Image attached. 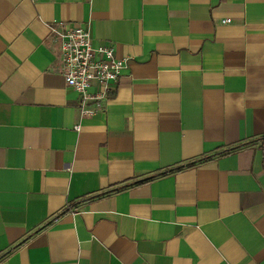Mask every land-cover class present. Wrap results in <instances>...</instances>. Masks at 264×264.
Returning <instances> with one entry per match:
<instances>
[{
  "label": "crops",
  "instance_id": "0c3cea01",
  "mask_svg": "<svg viewBox=\"0 0 264 264\" xmlns=\"http://www.w3.org/2000/svg\"><path fill=\"white\" fill-rule=\"evenodd\" d=\"M75 24L126 62L85 114ZM0 264H264V0H0Z\"/></svg>",
  "mask_w": 264,
  "mask_h": 264
},
{
  "label": "built area",
  "instance_id": "2783aa9c",
  "mask_svg": "<svg viewBox=\"0 0 264 264\" xmlns=\"http://www.w3.org/2000/svg\"><path fill=\"white\" fill-rule=\"evenodd\" d=\"M50 30L59 43L65 84L79 95L82 114L88 113L83 106L88 101L99 105L108 96L126 68V62L115 55L113 46L93 45L85 25L75 24L68 28L51 25ZM93 82L95 89L90 92Z\"/></svg>",
  "mask_w": 264,
  "mask_h": 264
},
{
  "label": "trees",
  "instance_id": "16d2710c",
  "mask_svg": "<svg viewBox=\"0 0 264 264\" xmlns=\"http://www.w3.org/2000/svg\"><path fill=\"white\" fill-rule=\"evenodd\" d=\"M201 160H203V159H196V160H194V161L189 162V163L186 164V165H180V166H176V167H173V168L167 169V170H165V171H163V172H158V173H156L155 175L149 176V177H147V178H145V179H142V180H140V181H148V180H150V179H152V178H154V177H157V176L163 175V174H165V173H167V172H170V171H176V170L181 169V168H183V167H187V166L195 165V164L201 162ZM140 181H139V182H140ZM137 182H138V181H137ZM113 190H116V189H111V190H109V191H113ZM109 191H108V192H109Z\"/></svg>",
  "mask_w": 264,
  "mask_h": 264
}]
</instances>
